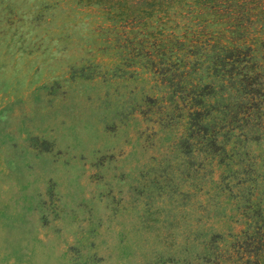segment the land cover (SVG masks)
I'll return each mask as SVG.
<instances>
[{"label":"rangeland","instance_id":"1","mask_svg":"<svg viewBox=\"0 0 264 264\" xmlns=\"http://www.w3.org/2000/svg\"><path fill=\"white\" fill-rule=\"evenodd\" d=\"M105 2L0 0V264H209L244 226L178 144L208 76L164 81Z\"/></svg>","mask_w":264,"mask_h":264},{"label":"trees","instance_id":"2","mask_svg":"<svg viewBox=\"0 0 264 264\" xmlns=\"http://www.w3.org/2000/svg\"><path fill=\"white\" fill-rule=\"evenodd\" d=\"M87 1L108 5V0ZM111 7H121L122 19L158 38L150 40L156 60L148 54L146 61L164 81L174 85L177 76L196 71L208 76L190 90L189 81L183 82L185 102L192 105L178 144L181 151L207 159L212 189L222 199L224 194L236 200L244 226L229 245H219L212 234L197 258L209 264H262L264 0H113Z\"/></svg>","mask_w":264,"mask_h":264}]
</instances>
